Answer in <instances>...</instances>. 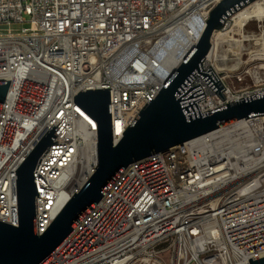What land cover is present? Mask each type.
I'll return each instance as SVG.
<instances>
[{"label": "built area", "instance_id": "built-area-1", "mask_svg": "<svg viewBox=\"0 0 264 264\" xmlns=\"http://www.w3.org/2000/svg\"><path fill=\"white\" fill-rule=\"evenodd\" d=\"M220 1L0 0V81L10 80L0 110V219L18 226L16 169L59 123L58 143L33 172L42 234L98 164L97 123L74 96L110 87L116 143L164 84V44L189 25L203 31ZM256 3L264 6L254 0L238 8L213 33L202 67L211 65L225 98L195 74L191 85L205 93L201 112L264 91V18L250 17L216 53L223 42L215 33ZM252 22L257 30L245 32ZM263 256L264 114H258L128 165L39 264H250Z\"/></svg>", "mask_w": 264, "mask_h": 264}, {"label": "water", "instance_id": "water-1", "mask_svg": "<svg viewBox=\"0 0 264 264\" xmlns=\"http://www.w3.org/2000/svg\"><path fill=\"white\" fill-rule=\"evenodd\" d=\"M254 0H221L209 12L204 30L187 54L165 77L157 95L149 100L114 143L112 135L110 87L78 92L74 101L91 115L98 128V164L94 172L75 191L42 234L38 233L37 187L34 178L42 156L57 136L52 124L16 169L18 226L0 219V264H39L67 237L93 209L105 192L131 163L154 153L224 127L238 120L264 114V91L232 100L201 112L198 100L205 97L200 75L224 99V85L211 65L202 60L211 48V38L232 12ZM10 80L0 81V110ZM250 264H264V256L250 258ZM196 264V263H194Z\"/></svg>", "mask_w": 264, "mask_h": 264}, {"label": "bare ground", "instance_id": "bare-ground-1", "mask_svg": "<svg viewBox=\"0 0 264 264\" xmlns=\"http://www.w3.org/2000/svg\"><path fill=\"white\" fill-rule=\"evenodd\" d=\"M252 16H255V18L259 20L263 19L264 6L258 4L253 5L252 7H245L239 10L236 14L233 15V24L231 25V27L226 31H217L215 33V36L218 35L221 37H225L226 35H229V37L232 39V34L236 33L238 29L240 30V28L245 25L247 20ZM201 31V28L197 27L196 24L189 25L180 33L179 36L169 39L164 44L163 55L161 60L162 68L160 70L162 78L167 77L174 69V67L180 62V60L187 54L189 49L196 43V40L198 39ZM233 47L234 46L230 48ZM213 52L214 48L212 49V53ZM240 63L241 61H239V64ZM17 150L18 144H15L8 150V154L13 156L17 152Z\"/></svg>", "mask_w": 264, "mask_h": 264}, {"label": "rangeland", "instance_id": "rangeland-1", "mask_svg": "<svg viewBox=\"0 0 264 264\" xmlns=\"http://www.w3.org/2000/svg\"><path fill=\"white\" fill-rule=\"evenodd\" d=\"M231 24L232 23H230L228 26H227V28L225 29V31L226 30H228L230 27H231ZM24 25H27V23H12L11 24V28H13V29H20L22 26H24ZM253 30H257V25H256V23H254V22H252V23H250V24H248L247 25V27H245V32L246 31H253ZM231 38L229 37V35H226L225 37H222V44H219L218 43V45H217V48H216V53L217 54H219V52L221 51H224L227 47H228V43H230L231 41ZM228 42V43H227ZM218 49V50H217ZM246 56V55H245ZM162 248L164 249V255H165V257L167 258V257H169L170 256V254H171V252H170V250L167 248V246H162ZM168 253V254H167Z\"/></svg>", "mask_w": 264, "mask_h": 264}]
</instances>
